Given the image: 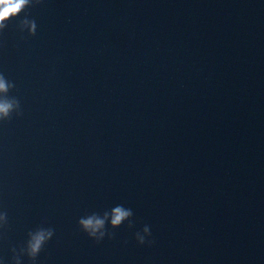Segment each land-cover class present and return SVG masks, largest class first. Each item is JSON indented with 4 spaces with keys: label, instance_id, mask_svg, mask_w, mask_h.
<instances>
[{
    "label": "clouds",
    "instance_id": "1",
    "mask_svg": "<svg viewBox=\"0 0 264 264\" xmlns=\"http://www.w3.org/2000/svg\"><path fill=\"white\" fill-rule=\"evenodd\" d=\"M36 3L39 0H35ZM33 0H0V30L7 27V21L16 17L21 10L31 5ZM22 28H26L30 34H35L37 24L35 20L25 17L21 23ZM14 85L3 72H0V121L8 120L14 110L19 109V102L15 99H9L7 96L8 90ZM22 112L17 111V115ZM133 215L131 208H125L123 205H118L111 213L104 211L103 215L93 211L90 215L86 214L79 218V227L90 238L97 242L102 241L106 236L112 238L115 233L110 229L118 228L126 219ZM6 214L0 212V229L6 227ZM54 229L38 227L35 230H30L28 238L18 249L13 246L11 251L13 253V264H21V257L27 256L33 264L41 252L44 245L53 237ZM135 239L140 244L149 243L153 241L150 239L152 236L151 228L145 224L142 229L134 233ZM0 264H5L3 256H0Z\"/></svg>",
    "mask_w": 264,
    "mask_h": 264
}]
</instances>
